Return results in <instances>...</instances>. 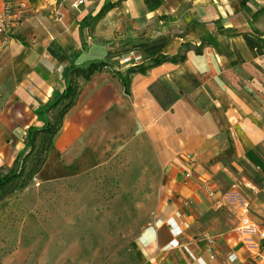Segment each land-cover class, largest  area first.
Here are the masks:
<instances>
[{
	"label": "crops",
	"instance_id": "crops-1",
	"mask_svg": "<svg viewBox=\"0 0 264 264\" xmlns=\"http://www.w3.org/2000/svg\"><path fill=\"white\" fill-rule=\"evenodd\" d=\"M9 1L27 9L15 35L0 34V168L24 149L28 127L42 124L35 109L64 88L70 65L105 61L125 75L156 56L184 55L130 74L128 93L108 70L79 79L53 151L69 163L129 148L141 178L133 191L160 185L134 239L141 264H264V239L244 244L239 212L223 198L244 195L264 231V0ZM202 36L214 44L199 47Z\"/></svg>",
	"mask_w": 264,
	"mask_h": 264
},
{
	"label": "rangeland",
	"instance_id": "rangeland-1",
	"mask_svg": "<svg viewBox=\"0 0 264 264\" xmlns=\"http://www.w3.org/2000/svg\"><path fill=\"white\" fill-rule=\"evenodd\" d=\"M129 150L69 163L50 151L27 185L0 198V264H141L134 239L162 193L133 191L141 178Z\"/></svg>",
	"mask_w": 264,
	"mask_h": 264
},
{
	"label": "trees",
	"instance_id": "trees-1",
	"mask_svg": "<svg viewBox=\"0 0 264 264\" xmlns=\"http://www.w3.org/2000/svg\"><path fill=\"white\" fill-rule=\"evenodd\" d=\"M108 2L94 15L93 20L102 17L111 7ZM18 39V37H16ZM205 44H214L211 36H202L199 47ZM199 52V48L196 49ZM184 55L166 56L159 55L150 60L145 66L131 67L125 75L119 72L110 71L112 66L105 61L91 62L86 66L70 65L66 68L64 78V88L61 91L54 90L49 100L42 106L35 109L37 120L40 126L31 125L26 131L24 138V149L21 150L8 171L2 173L0 170V198L13 188L27 185L43 168L47 155L54 150L53 139L62 127V121L66 113L75 105L80 83L79 79L90 80L91 76L104 67L109 68L118 77L126 93L129 92V75L134 72L145 73L150 67L159 65L165 61L177 62L184 60ZM56 111V114L53 112Z\"/></svg>",
	"mask_w": 264,
	"mask_h": 264
},
{
	"label": "built area",
	"instance_id": "built-area-1",
	"mask_svg": "<svg viewBox=\"0 0 264 264\" xmlns=\"http://www.w3.org/2000/svg\"><path fill=\"white\" fill-rule=\"evenodd\" d=\"M73 8H78L84 3V0H68ZM3 10L0 12V34H14L15 28L19 27L23 14L27 9V4L24 1L11 2L4 0ZM104 70H108L104 67ZM110 71L118 72L116 67H112ZM187 177H190L191 172H188ZM224 200L230 204L231 210L239 212L238 230L244 234L243 241L248 247H257L254 237L258 236L264 239V231L257 228V226L250 220L248 216L249 201L240 192L231 189L223 194ZM213 258V255L211 256ZM234 259V258H232Z\"/></svg>",
	"mask_w": 264,
	"mask_h": 264
}]
</instances>
